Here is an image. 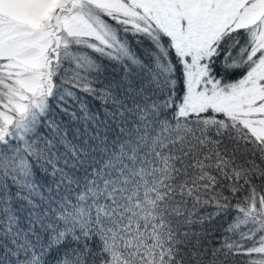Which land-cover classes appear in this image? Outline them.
<instances>
[{
  "label": "snow or ice",
  "instance_id": "snow-or-ice-1",
  "mask_svg": "<svg viewBox=\"0 0 264 264\" xmlns=\"http://www.w3.org/2000/svg\"><path fill=\"white\" fill-rule=\"evenodd\" d=\"M0 264H264V0H0Z\"/></svg>",
  "mask_w": 264,
  "mask_h": 264
}]
</instances>
